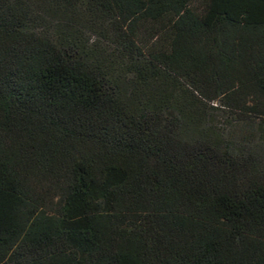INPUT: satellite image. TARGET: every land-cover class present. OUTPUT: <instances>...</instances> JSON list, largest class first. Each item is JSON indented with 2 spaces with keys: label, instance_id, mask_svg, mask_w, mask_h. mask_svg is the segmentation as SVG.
Returning <instances> with one entry per match:
<instances>
[{
  "label": "trees",
  "instance_id": "1",
  "mask_svg": "<svg viewBox=\"0 0 264 264\" xmlns=\"http://www.w3.org/2000/svg\"><path fill=\"white\" fill-rule=\"evenodd\" d=\"M0 264H264V0H0Z\"/></svg>",
  "mask_w": 264,
  "mask_h": 264
}]
</instances>
